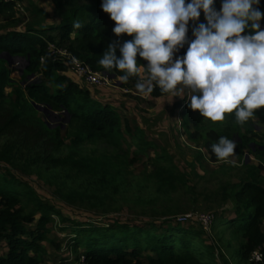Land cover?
Returning <instances> with one entry per match:
<instances>
[{
    "label": "trees",
    "instance_id": "16d2710c",
    "mask_svg": "<svg viewBox=\"0 0 264 264\" xmlns=\"http://www.w3.org/2000/svg\"><path fill=\"white\" fill-rule=\"evenodd\" d=\"M56 1L60 4L62 0ZM100 3L101 0H90L72 4L58 24L42 27L40 20H36L25 30H16L12 26L15 5L0 0V14L8 18L6 26H0V134L8 135L0 148V162L22 160L25 166L35 165L39 175L45 176L49 184L57 185L69 207H80L85 203L97 205L104 212L119 211L120 200L136 205L157 202L164 205L167 200H172V193L182 188L191 190L187 174L180 171L166 150L155 156L152 171L140 176H134L127 169L125 159L118 154L83 155L78 151L86 139L94 137L102 138L113 149L124 151V131L132 133L127 117L122 118L105 97L96 96L88 86L70 77L69 63L48 50L50 43L65 47L92 70L107 72L98 61L107 45L118 38L111 31L115 22L101 10ZM216 7L219 9L220 0H216ZM260 7L264 11V0ZM34 11L43 14L42 10ZM201 18L203 14L199 22ZM74 21H79L81 28H73ZM187 35L192 39L191 28ZM128 39L131 37L126 34L119 37L120 42ZM2 54L23 58L25 67L21 71L14 68ZM137 59L146 64L142 58ZM112 74L118 77L122 73ZM35 75L40 78L25 88L20 86L22 81ZM134 83L135 80L130 79L117 87L129 89ZM8 86L13 87L11 92H5ZM166 94L157 88L150 95L156 98ZM33 102L66 112L70 121H74L75 131L66 134L71 141L68 152L60 151L64 145L63 127H49L37 115ZM182 102L176 103L178 110L184 105ZM255 111L253 118L264 125V107ZM179 114L182 124L191 127L189 139L206 150L210 161H221L210 147L219 136L235 139L234 154L238 158L244 155V147L251 148L250 144L254 142V149L263 161L264 148L260 149L261 141L258 144L253 137L259 134L250 132L248 136L241 132L251 120L239 124L235 110L225 113L223 121L215 122L200 117L197 111L189 108H182ZM24 115L34 116V121L24 122ZM261 135L264 136V132ZM137 141V146L143 148L141 138ZM246 168V175L240 182H225L219 187L220 200L223 203L230 201L233 205L230 211L233 217L220 220L219 225L228 227L239 243L235 255L242 264H255L251 260L252 252L259 250L264 254V180L260 176L264 165L261 162L246 165ZM159 212L163 217L152 218L145 225L130 221L96 224L91 216L85 217L86 221L71 219L12 171L8 175L0 173V243L6 247L0 252V264H52L47 262L49 251L43 244L50 242L47 225L53 220L52 214L61 221L67 220L63 228H69L71 233L67 246L74 257H60V264H81V256L84 264H218L213 242L199 238L201 233L194 224L180 223L174 215L179 213L178 210H172L171 206H162ZM220 217L213 216L211 228ZM56 247L60 248V244ZM223 260L224 264H230Z\"/></svg>",
    "mask_w": 264,
    "mask_h": 264
},
{
    "label": "clouds",
    "instance_id": "9594fccd",
    "mask_svg": "<svg viewBox=\"0 0 264 264\" xmlns=\"http://www.w3.org/2000/svg\"><path fill=\"white\" fill-rule=\"evenodd\" d=\"M260 5L261 0H220L217 9L216 0H101L118 39L107 45L98 63L108 73H122L115 79L104 74L115 86L134 79L140 95L158 88L172 98L182 97L189 109L213 122L235 110L237 122L244 125L264 107ZM201 14L204 22H199ZM81 26L73 22V28ZM121 34L131 39L120 42ZM210 147L217 159L229 161L236 141L219 136ZM252 260L264 264V254L254 250Z\"/></svg>",
    "mask_w": 264,
    "mask_h": 264
},
{
    "label": "rangeland",
    "instance_id": "374dc122",
    "mask_svg": "<svg viewBox=\"0 0 264 264\" xmlns=\"http://www.w3.org/2000/svg\"><path fill=\"white\" fill-rule=\"evenodd\" d=\"M88 1L90 0H62L59 4L56 0H20L24 12L16 10L14 15L15 21L12 26L16 30H25L28 24H34L36 20H40L39 24L42 27L58 24L64 17V12L72 4H81ZM37 9L42 10L43 14L34 11ZM7 19V16L0 14V26H6ZM200 22H204L203 18L200 19ZM61 48L66 49L65 47ZM60 58L63 59V56H60ZM25 65L26 61L23 58H14L12 61V66L20 71ZM69 75L74 79H78L72 70H70ZM38 78H40V75H35L22 82L20 81V86L25 88ZM78 80L80 84L92 89L96 96L105 97L108 102L112 103L122 118H128L132 128V133L128 134L124 131V138L122 140L124 151L113 149L102 138L94 137L86 139L78 147L80 154H118L125 159L127 169L134 176H140L143 172H151L153 169L152 161L155 156L166 150L173 157L174 163L180 171L187 174L188 185L191 186V190L186 191L182 188L172 193V200H167L164 205H160L158 202L153 205H136L125 200H120V203L117 204L118 207H121L119 211L109 210L104 212L97 205L89 206L85 203L80 207H69L62 199L57 185L49 184L47 178L39 175L38 171L35 170V165L25 166L22 160L11 161L9 163L0 162V173L8 175L12 171L21 177L22 180L28 182L50 204L55 205L56 208H60L68 218L72 219L75 217L86 221V218L91 216L90 219H93L96 224H108L113 221H130L135 224L145 225L149 220H153L152 218L162 216L159 212L162 206H171L172 210H178L179 212L178 214L174 213V215H177L176 219L178 216H181L180 214H189V221H179L180 223L186 224L191 222L196 227V230L201 233L199 238H202L207 243L213 242L215 246L214 258L218 264H224L223 258L230 264H242L240 259L235 255L239 243L230 234L228 227L219 225L220 220H227L233 217L232 212H230L233 210V205L230 201L223 203L217 192L219 187L225 182H240L241 178L246 175V165H257L261 162L264 165V157L263 161H261L257 150L254 149L255 143L252 142L250 144L251 148L248 146L244 147V155L241 158L233 154L229 158L230 162L223 160L217 162L210 161L206 150L198 147L195 142L189 139L191 127L182 124L179 110H182V108L188 110L187 102L182 97L176 96L172 98L171 93H168L164 96L153 98L150 94L146 96L138 94L134 87L122 89L111 82L109 85L98 86L83 82L80 79ZM12 88L11 86L6 87L5 92H11ZM181 96H186V94L181 93ZM11 98H14V95ZM178 102L184 104L179 110L176 106ZM52 111L54 112L53 114H44L42 111H38L37 115L42 117L44 122L51 128L63 127L61 132L64 138V145L60 151L61 153H66L71 148L70 138L66 137V134L67 131H75V124L74 121H70V117L67 121L62 119L64 117L63 111ZM24 116V122L30 123L34 121V116L30 118L26 115ZM241 132L248 136L251 135L250 132H257L259 135L253 137L258 144L261 141L259 148H264V136L261 135L264 132V125L260 124L257 118L251 119V124L248 127L244 126ZM7 136L0 134V148L8 140ZM139 138L144 143L143 148L137 146ZM131 159L133 161L129 162ZM260 176L264 180V169L260 170ZM153 209H156V211L154 212ZM209 214L214 217L217 215L221 217L216 220L213 228L210 225L206 230L196 217ZM52 216L53 220L47 225L50 228V232L48 233L50 242L45 241L43 244L49 251L46 258L47 262L53 264L54 262L59 263L60 257L69 256L70 259H73L74 253L67 246L69 243L67 239H69V234L71 235L69 233L70 230L69 228L66 230L63 228L68 221H61L56 214H52ZM223 229L224 231H222ZM220 230L222 232L217 234ZM56 244H60V248H57ZM5 248L4 243H0V252L4 251Z\"/></svg>",
    "mask_w": 264,
    "mask_h": 264
},
{
    "label": "built area",
    "instance_id": "2783aa9c",
    "mask_svg": "<svg viewBox=\"0 0 264 264\" xmlns=\"http://www.w3.org/2000/svg\"><path fill=\"white\" fill-rule=\"evenodd\" d=\"M1 1L7 3H13L17 11L24 12V8L21 5L20 0H1ZM261 26L264 27V20L261 21ZM184 49H181L177 53V55H180ZM48 50H50L51 53L56 54L59 57L63 56L62 60L68 61L70 63V69L72 70L74 75L78 77V79H80L81 81L98 86H105L107 84L109 85L110 82H112V80L109 79L106 75H104V73L100 71L92 70L87 63H85L83 60L78 59L75 56H72L69 52H67L66 49L64 50L61 47H57L54 44H49ZM180 215L181 216L177 217L178 221L180 222L189 221V214H185V215L180 214ZM196 219L199 221L202 227L207 230V227L210 226L213 221V216L210 214L200 215L196 217ZM82 260L83 258L81 256L80 263L84 264ZM251 260H252V254H251ZM53 264H60V263L54 262Z\"/></svg>",
    "mask_w": 264,
    "mask_h": 264
},
{
    "label": "water",
    "instance_id": "95a60500",
    "mask_svg": "<svg viewBox=\"0 0 264 264\" xmlns=\"http://www.w3.org/2000/svg\"><path fill=\"white\" fill-rule=\"evenodd\" d=\"M1 56H3V58H6V60L8 61V63H9V65H12V61L14 60V58H12L11 56H9V55H7V54H2ZM104 74H106V75H108V77H110V78H113V79H115L116 78V76H115V74H112V73H107V72H104ZM116 84L117 85H120L119 84V82H116ZM33 105H34V107L38 110V111H42L44 114H47V113H49V114H53L54 112L50 109V107H47V106H45V105H41V104H39V103H35V102H33ZM64 114V117L62 118L63 120H65V121H67L68 120V118H69V116H68V114L66 113V112H63Z\"/></svg>",
    "mask_w": 264,
    "mask_h": 264
},
{
    "label": "crops",
    "instance_id": "0c3cea01",
    "mask_svg": "<svg viewBox=\"0 0 264 264\" xmlns=\"http://www.w3.org/2000/svg\"><path fill=\"white\" fill-rule=\"evenodd\" d=\"M83 85V84H82Z\"/></svg>",
    "mask_w": 264,
    "mask_h": 264
}]
</instances>
